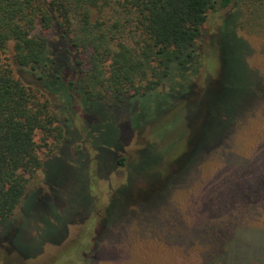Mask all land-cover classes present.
Returning <instances> with one entry per match:
<instances>
[{"label": "rangeland", "instance_id": "obj_1", "mask_svg": "<svg viewBox=\"0 0 264 264\" xmlns=\"http://www.w3.org/2000/svg\"><path fill=\"white\" fill-rule=\"evenodd\" d=\"M227 14L235 32L209 45ZM203 33L192 80L213 90L222 73L212 106L197 92L93 101L66 141L35 132L43 168L0 264H264V0L209 11Z\"/></svg>", "mask_w": 264, "mask_h": 264}, {"label": "trees", "instance_id": "obj_2", "mask_svg": "<svg viewBox=\"0 0 264 264\" xmlns=\"http://www.w3.org/2000/svg\"><path fill=\"white\" fill-rule=\"evenodd\" d=\"M231 1L0 0V235L43 168L36 131L66 141L93 101L120 106L153 95L172 106L174 92H197L203 104L217 102L222 73L213 90L192 77L208 12ZM235 22L225 15L209 45Z\"/></svg>", "mask_w": 264, "mask_h": 264}, {"label": "flooded vegetation", "instance_id": "obj_3", "mask_svg": "<svg viewBox=\"0 0 264 264\" xmlns=\"http://www.w3.org/2000/svg\"><path fill=\"white\" fill-rule=\"evenodd\" d=\"M3 262V261H2Z\"/></svg>", "mask_w": 264, "mask_h": 264}]
</instances>
